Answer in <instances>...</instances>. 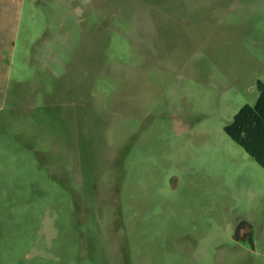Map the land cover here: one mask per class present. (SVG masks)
<instances>
[{
  "label": "rangeland",
  "instance_id": "1",
  "mask_svg": "<svg viewBox=\"0 0 264 264\" xmlns=\"http://www.w3.org/2000/svg\"><path fill=\"white\" fill-rule=\"evenodd\" d=\"M259 80L264 0H0V264H264Z\"/></svg>",
  "mask_w": 264,
  "mask_h": 264
},
{
  "label": "trees",
  "instance_id": "2",
  "mask_svg": "<svg viewBox=\"0 0 264 264\" xmlns=\"http://www.w3.org/2000/svg\"><path fill=\"white\" fill-rule=\"evenodd\" d=\"M259 97L245 104L225 126L226 133L264 167V81H258Z\"/></svg>",
  "mask_w": 264,
  "mask_h": 264
},
{
  "label": "flooded vegetation",
  "instance_id": "3",
  "mask_svg": "<svg viewBox=\"0 0 264 264\" xmlns=\"http://www.w3.org/2000/svg\"><path fill=\"white\" fill-rule=\"evenodd\" d=\"M240 238V237H239ZM241 239V238H240Z\"/></svg>",
  "mask_w": 264,
  "mask_h": 264
}]
</instances>
